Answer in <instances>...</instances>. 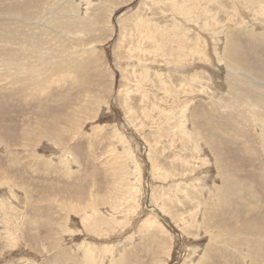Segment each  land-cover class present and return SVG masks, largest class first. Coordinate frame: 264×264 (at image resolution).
<instances>
[{"label": "rangeland", "instance_id": "374dc122", "mask_svg": "<svg viewBox=\"0 0 264 264\" xmlns=\"http://www.w3.org/2000/svg\"><path fill=\"white\" fill-rule=\"evenodd\" d=\"M0 107V264H264V0H0Z\"/></svg>", "mask_w": 264, "mask_h": 264}, {"label": "bare ground", "instance_id": "6f19581e", "mask_svg": "<svg viewBox=\"0 0 264 264\" xmlns=\"http://www.w3.org/2000/svg\"><path fill=\"white\" fill-rule=\"evenodd\" d=\"M31 1H32V0H31ZM38 2H39V1H38ZM38 2H37V3H38ZM24 3H25V2H24ZM36 5H37V4H35V6H36ZM33 6H34V3H33ZM29 8H30V7H29ZM31 9H32V8H31ZM232 62H233V61H232ZM30 93H31V92H30ZM31 96H32V95H31ZM1 106H3V105H1ZM0 108H2V107H0ZM30 127H31V126H30ZM11 133H12V131H11ZM11 133H10V134H11ZM12 136H13V135H12ZM8 137H11V136L9 135ZM10 139H11V138H10ZM16 139H18V138H16ZM18 140H19V139H18Z\"/></svg>", "mask_w": 264, "mask_h": 264}]
</instances>
